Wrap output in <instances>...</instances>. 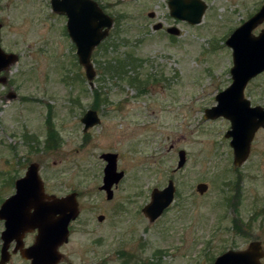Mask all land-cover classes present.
I'll use <instances>...</instances> for the list:
<instances>
[{"label": "rangeland", "instance_id": "rangeland-1", "mask_svg": "<svg viewBox=\"0 0 264 264\" xmlns=\"http://www.w3.org/2000/svg\"><path fill=\"white\" fill-rule=\"evenodd\" d=\"M95 1L112 26L91 53V87L66 16L50 0H0V46L17 55L0 72V204L36 162L47 194L76 192L78 201L57 264H212L253 240L264 264V127L235 166L224 135L229 120L204 118L231 82L226 39L264 0H202L197 24L171 16L168 0ZM263 27L264 21L252 32ZM118 59L126 67L111 72ZM245 95L251 105L264 101V75ZM87 110H96L100 122L83 131ZM180 149L186 160L176 169ZM104 152L116 153L124 172L111 199L99 188ZM168 179L174 199L149 222L141 208ZM200 182L207 184L201 194ZM34 234L25 235V245ZM4 264L29 260L16 252Z\"/></svg>", "mask_w": 264, "mask_h": 264}, {"label": "water", "instance_id": "water-1", "mask_svg": "<svg viewBox=\"0 0 264 264\" xmlns=\"http://www.w3.org/2000/svg\"><path fill=\"white\" fill-rule=\"evenodd\" d=\"M52 10L66 16V30L76 48V56L83 67L85 77L92 87L95 70L91 62L93 49L106 37L112 26V18L104 13L95 0H50ZM171 16L185 20L190 24L200 22L205 3L202 0H168ZM264 19V3L255 14L236 27L225 43L232 52L230 67L231 83L219 91L214 99L216 104L204 110V118L223 116L230 122L225 137H230L229 144L233 150V164L241 165L250 152V145L255 131L264 126V107L251 106L243 97L246 82L257 72L264 69V29L253 35L252 29ZM155 24L154 29L160 28ZM167 32L178 34L176 27ZM17 60V55L5 52L0 46V72L5 71ZM0 77V81H4ZM10 98L14 96H9ZM86 131L100 122L95 110H87L81 117ZM105 160L100 189L106 198H112V186L123 176L116 166L117 154L104 152ZM185 151H178L176 169L185 163ZM15 191L0 204V219L4 228L0 232V264L8 261L10 253L29 260V264H57L62 258L58 247L68 240L70 221L78 215L76 192L64 196L47 194L38 174V163L31 162L25 174L14 181ZM207 189V184L200 182L196 190L200 194ZM175 187L171 179L162 189L153 188L149 202L142 212L149 221L159 217L173 201ZM103 215L98 216L102 220ZM36 231L34 240L25 246L23 237L28 231ZM13 243L11 252L9 251ZM263 250L259 241H251L243 250L228 249L218 254L212 264H262L260 258Z\"/></svg>", "mask_w": 264, "mask_h": 264}, {"label": "flooded vegetation", "instance_id": "flooded-vegetation-1", "mask_svg": "<svg viewBox=\"0 0 264 264\" xmlns=\"http://www.w3.org/2000/svg\"><path fill=\"white\" fill-rule=\"evenodd\" d=\"M263 3H264V1H263ZM262 3V4H263ZM262 4L260 5V7L262 6ZM50 5H51V3H50ZM260 7L253 13V14H255L256 12H258V10L260 9ZM252 14V15H253ZM150 16H153L152 14H150ZM264 21V19L261 21V22H263ZM261 22H259L257 25H255V27H257ZM254 27V28H255ZM253 28V29H254ZM253 29H252V31H253ZM264 29V27L263 28H261L260 30H259V32L257 33V34H255V33H253L252 32V34L253 35H258L262 30ZM229 72H230V70H229ZM264 75V69L263 70H261V71H259V72H257L255 75H253L247 82H246V84H245V86H244V88H243V97L245 98V99H247L248 101H249V104L251 105V103H250V99L245 95V89H246V87H247V85L251 82V81H253L254 79H257V78H259V77H261V76H263ZM231 76V75H230ZM231 81H232V79H231ZM231 83V82H230ZM229 83V84H230ZM228 84V85H229ZM227 85V86H228ZM226 86V87H227ZM225 87V88H226ZM224 88V89H225ZM144 89V88H143ZM223 90V89H222ZM221 91V90H220ZM264 100V99H263ZM251 106H260V107H264V101L262 102V103H256L255 105H251ZM96 111V110H95ZM96 113H97V115H98V112L96 111ZM83 127H84V124H83ZM262 127H264V126H261V127H259L258 129H260V128H262ZM257 129V130H258ZM256 130V131H257ZM84 131V130H83ZM255 131V132H256ZM254 135H255V133H254ZM254 137V136H253ZM253 140V139H252ZM252 142V141H251ZM100 157H101V155H100ZM105 161V160H104ZM104 168V167H103ZM118 171H122V170H118ZM123 175H124V172H123ZM123 177V176H122ZM121 180V179H120ZM169 180V179H168ZM172 180V179H171ZM173 181V180H172ZM168 182V181H167ZM173 184H174V182H173ZM113 186H116V184H114ZM112 186V187H113ZM174 187H175V185H174ZM100 188V187H99ZM153 188H157V187H153ZM152 188V189H153ZM152 189H151V191H152ZM160 189H162V188H160ZM175 190H176V188H175ZM174 194H175V192H174ZM173 199H174V197H173ZM141 211H142V208H141ZM143 213V212H142ZM99 215H103V214H99ZM145 216V215H144ZM146 217V216H145ZM98 218V217H97ZM103 218H104V215H103ZM147 218V217H146ZM158 218V217H157ZM156 218V219H157ZM155 219V220H156ZM103 220V219H102ZM149 221V220H148ZM154 221V220H153ZM153 221H149V222H153ZM35 231V230H34ZM34 231H28V232H26L25 234H24V237H23V241H24V239H25V235H29V234H31V232H34ZM35 234H36V231H35ZM35 234H34V236H35ZM33 240H34V238H33ZM33 242V241H32ZM24 245H25V243H24ZM29 245V244H28ZM25 246H27V245H25Z\"/></svg>", "mask_w": 264, "mask_h": 264}, {"label": "trees", "instance_id": "trees-1", "mask_svg": "<svg viewBox=\"0 0 264 264\" xmlns=\"http://www.w3.org/2000/svg\"><path fill=\"white\" fill-rule=\"evenodd\" d=\"M130 56V55H129ZM131 59H132V61L134 60V59H136V58H134L133 56L131 57ZM112 68H113V71H111V72H116L117 70H123L125 67H126V63H125V61L124 60H122V59H118V61H117V63H116V65H113V66H111ZM133 78H135V77H133ZM143 89V88H142ZM94 96H95V94H94ZM95 98H96V96H95Z\"/></svg>", "mask_w": 264, "mask_h": 264}]
</instances>
